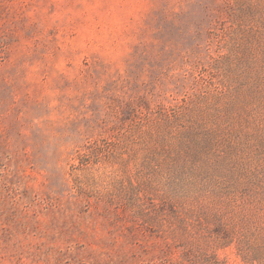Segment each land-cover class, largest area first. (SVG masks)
Returning a JSON list of instances; mask_svg holds the SVG:
<instances>
[{
    "label": "rangeland",
    "instance_id": "374dc122",
    "mask_svg": "<svg viewBox=\"0 0 264 264\" xmlns=\"http://www.w3.org/2000/svg\"><path fill=\"white\" fill-rule=\"evenodd\" d=\"M0 264H264V0H0Z\"/></svg>",
    "mask_w": 264,
    "mask_h": 264
}]
</instances>
